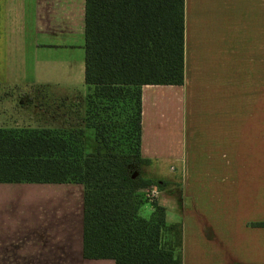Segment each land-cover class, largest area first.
Instances as JSON below:
<instances>
[{
	"label": "crops",
	"instance_id": "0c3cea01",
	"mask_svg": "<svg viewBox=\"0 0 264 264\" xmlns=\"http://www.w3.org/2000/svg\"><path fill=\"white\" fill-rule=\"evenodd\" d=\"M85 10L0 0V86L94 91ZM141 91L142 158L175 172L157 201L182 227L181 264H264V0H185L184 84ZM83 233V185L0 184V264H116L85 259Z\"/></svg>",
	"mask_w": 264,
	"mask_h": 264
},
{
	"label": "trees",
	"instance_id": "16d2710c",
	"mask_svg": "<svg viewBox=\"0 0 264 264\" xmlns=\"http://www.w3.org/2000/svg\"><path fill=\"white\" fill-rule=\"evenodd\" d=\"M84 50V81L101 111L85 121L90 144L83 132L0 129V184L83 185L85 259L181 264L182 227L167 225L166 209L147 198L166 183L140 173L150 164L141 155V89L184 84L185 0H86ZM125 89L133 92L136 116L118 137L101 115ZM147 203L149 218L140 213Z\"/></svg>",
	"mask_w": 264,
	"mask_h": 264
},
{
	"label": "rangeland",
	"instance_id": "374dc122",
	"mask_svg": "<svg viewBox=\"0 0 264 264\" xmlns=\"http://www.w3.org/2000/svg\"><path fill=\"white\" fill-rule=\"evenodd\" d=\"M93 92V89H89L88 93L84 95L76 92L73 96L62 98L49 93L44 87L1 86L0 129L21 131L49 128L83 132L86 138V135L92 134L93 131L86 129L85 121L88 120L92 123L101 113L93 108V104L98 105L100 101L97 98L94 99ZM106 104H108L107 110L102 113L101 117L103 116L104 119L109 116L117 131V136L125 137L127 125L136 116L133 92L125 89L123 94L117 96L116 100ZM89 110L90 112H88ZM182 115L186 116L185 110L182 111ZM89 140L91 139L86 138L85 142L90 144ZM140 171V173L143 172L146 179H151L153 182L168 180L166 185L173 184V179H166L165 174L171 171L169 174L172 176L175 173L174 170L164 171L159 166L150 163ZM178 177L177 175L176 178ZM156 188L159 193L160 190L158 187ZM151 189L147 192V198L151 201L157 200L158 194L153 195Z\"/></svg>",
	"mask_w": 264,
	"mask_h": 264
},
{
	"label": "built area",
	"instance_id": "2783aa9c",
	"mask_svg": "<svg viewBox=\"0 0 264 264\" xmlns=\"http://www.w3.org/2000/svg\"><path fill=\"white\" fill-rule=\"evenodd\" d=\"M151 193H152L153 195H157V194H158V192H157V188H156V187H152V189H151Z\"/></svg>",
	"mask_w": 264,
	"mask_h": 264
}]
</instances>
